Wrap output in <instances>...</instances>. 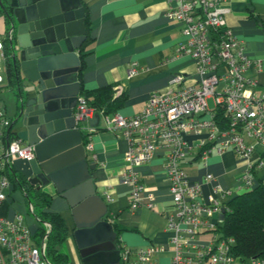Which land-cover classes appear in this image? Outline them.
<instances>
[{"label":"built area","instance_id":"obj_1","mask_svg":"<svg viewBox=\"0 0 264 264\" xmlns=\"http://www.w3.org/2000/svg\"><path fill=\"white\" fill-rule=\"evenodd\" d=\"M226 0H168L166 16L181 23L183 42L177 47L178 54H189L195 64L197 83H183L185 76L173 73L168 83L175 86L166 91L150 93L143 109L134 115L120 113L103 115L106 126L120 131L127 140L125 153L129 165L121 173V180L131 185L129 208L144 205L154 208L151 193L133 167L148 162L157 151L163 156V170L168 189L175 205L173 214L167 216L166 227L171 230L170 241L174 245L168 264H264V258L246 259L231 253L234 242L216 230L221 220L218 217L224 202L214 197L206 203L197 182H190L181 161L188 153L187 135L190 133L205 137L200 144L203 149L219 153L231 149L238 156L247 159L237 192L250 189L255 184L254 170L264 168V90L255 93L256 84L251 70L258 73L264 68V59H251L227 26L224 7ZM11 30L5 37L10 38ZM4 48L0 38V82L4 65ZM128 76L136 73V63L130 64ZM213 99V110L207 99ZM224 110L226 120H215L214 108ZM96 112L88 105L84 96L77 99L74 117L80 129L84 122ZM100 114V113H99ZM207 114V117H202ZM0 123L3 128L10 119L0 109ZM3 128H0V165L2 160L33 157V148L19 137H14L1 150ZM261 145L262 148H256ZM86 147L91 149L88 140ZM211 179V174L206 175ZM10 181L0 174V206L7 199ZM222 194L230 190L220 189ZM32 211L31 204L27 205ZM45 232L37 234L25 223L21 213L9 218L0 210V264H54L46 256V236L50 224L44 222ZM208 233L206 241L199 236ZM120 264H159L157 256L164 246L150 243L146 247L132 249L121 244ZM156 256V257H155Z\"/></svg>","mask_w":264,"mask_h":264},{"label":"crops","instance_id":"obj_2","mask_svg":"<svg viewBox=\"0 0 264 264\" xmlns=\"http://www.w3.org/2000/svg\"><path fill=\"white\" fill-rule=\"evenodd\" d=\"M81 1L87 17L88 36L78 51L82 63L80 75L76 78L81 84L78 96L84 90L113 85L116 94L125 96L123 105L115 113L131 116L143 109L153 91H166L175 87L168 83L173 73L183 74V83H197L198 75L192 57L177 53L184 36L181 23L165 14L168 0ZM223 5L227 9L226 24L246 56L264 59V0H226ZM8 28L7 20L0 13L1 40ZM133 62L136 63V73L128 76L127 70ZM1 73L0 109L11 119V131L15 137L26 142V132L13 123L16 88L8 84L3 64ZM249 74L254 75L256 80L253 91L260 93L264 90V68L258 73L251 70ZM209 108L213 110V106ZM95 113L87 118L84 128L80 130L90 133L86 137L92 148L86 147L84 139L83 145L96 192L107 202V218L121 228L115 238L116 247L119 249L117 238L121 244L132 249L143 248L150 243L162 245L165 250L155 257L159 264H168L174 245L170 241L172 232L166 227V219L174 213L175 205L164 175L163 156L157 151L148 162L132 168L146 188L145 194H152L155 206L149 208L141 205L131 210L129 199L132 187L121 180V173L129 165L125 156L127 140L120 131L108 128L99 113V119L93 120L91 124L89 119ZM207 116L202 114L203 118ZM0 128H3L1 123ZM204 137V133L187 135L188 153L181 164L189 181L200 184L201 195L206 203H211L214 197L226 202L238 193L237 187L247 166V159L236 155L231 149L221 153L211 150L204 154L203 149L208 145L200 144ZM5 147L6 143L1 145V150ZM256 148L261 149L262 146L257 145ZM9 163L15 171L29 175L26 160L12 158ZM207 174H211L212 178L207 179ZM254 176L255 183L259 180L264 182V168L255 169ZM220 189L230 190L231 193L222 194ZM41 190L52 196L49 210L61 214L65 220L67 236L59 249L67 255V264H81L71 235L73 219L65 199L56 193L51 183ZM26 203L23 191L19 187L15 188L10 181L7 199L0 206L1 213L9 218L15 213L22 214L27 210ZM24 221L31 230H36L37 224L33 217ZM208 237V233L199 236L201 241H206Z\"/></svg>","mask_w":264,"mask_h":264},{"label":"water","instance_id":"obj_3","mask_svg":"<svg viewBox=\"0 0 264 264\" xmlns=\"http://www.w3.org/2000/svg\"><path fill=\"white\" fill-rule=\"evenodd\" d=\"M0 13L15 36L13 123L33 148L24 176L36 189L53 184L65 199L81 264H120L117 233L107 218V202L96 192L74 117L81 86L78 51L87 37L82 1L0 0ZM97 119L95 113L89 122ZM218 217L223 219L224 208Z\"/></svg>","mask_w":264,"mask_h":264},{"label":"trees","instance_id":"obj_4","mask_svg":"<svg viewBox=\"0 0 264 264\" xmlns=\"http://www.w3.org/2000/svg\"><path fill=\"white\" fill-rule=\"evenodd\" d=\"M85 28L88 36V23L85 14ZM14 33L10 38L4 37L2 44L4 48V68L11 88H17L15 78V68L12 62V53L14 47ZM82 63L80 59V69ZM78 75L80 73L78 72ZM82 96L87 100L96 113L108 115L117 112L123 105L125 96L122 93L116 94L113 85H106L91 90L81 91ZM215 120H226L224 110L220 107L214 108ZM8 129V131H7ZM83 133V132H82ZM90 133H83V139L87 142ZM15 137L11 131V119L8 126L2 131L1 145ZM204 148V147H203ZM0 174L5 175L11 181L15 188L19 187L28 204L32 206L37 228V234L45 232L44 222L50 224L49 232L46 236V256L54 264H67L68 257L59 249L67 236V226L61 214L49 210L52 196L41 189H36L31 185L27 178L20 172L15 171L8 160L3 159L0 165ZM224 217L216 228L225 237H232L234 242L231 246V253L240 258L248 257L264 258V182L257 181L250 189L243 190L230 200L224 202ZM113 227L117 236L121 230L116 223ZM117 244L121 243L116 239Z\"/></svg>","mask_w":264,"mask_h":264},{"label":"rangeland","instance_id":"obj_5","mask_svg":"<svg viewBox=\"0 0 264 264\" xmlns=\"http://www.w3.org/2000/svg\"><path fill=\"white\" fill-rule=\"evenodd\" d=\"M207 103H208V107H212L213 106V99L212 98H208L207 99ZM22 216H23L24 219L30 218V217H33V219H35L33 213L28 210V207H27V210L24 213H22Z\"/></svg>","mask_w":264,"mask_h":264}]
</instances>
